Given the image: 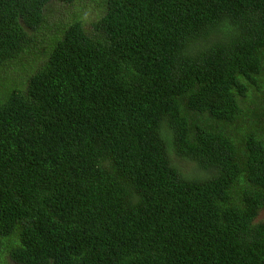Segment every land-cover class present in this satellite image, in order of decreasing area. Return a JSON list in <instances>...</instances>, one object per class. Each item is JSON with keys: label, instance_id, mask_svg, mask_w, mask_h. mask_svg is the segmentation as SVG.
I'll return each mask as SVG.
<instances>
[{"label": "trees", "instance_id": "obj_1", "mask_svg": "<svg viewBox=\"0 0 264 264\" xmlns=\"http://www.w3.org/2000/svg\"><path fill=\"white\" fill-rule=\"evenodd\" d=\"M49 1L0 0V68ZM57 33L0 98V257L264 264V0H105Z\"/></svg>", "mask_w": 264, "mask_h": 264}, {"label": "rangeland", "instance_id": "obj_2", "mask_svg": "<svg viewBox=\"0 0 264 264\" xmlns=\"http://www.w3.org/2000/svg\"><path fill=\"white\" fill-rule=\"evenodd\" d=\"M104 11L105 0H74L72 3L50 0L43 9L44 20L42 25L37 32L33 33L34 44L32 43L19 59L7 62L0 68V98L2 99L6 90L14 86L23 88L28 77L45 63L48 54L41 60L40 64H34L40 56L37 54V50L45 48L50 39L53 38L52 36L58 32L57 40L60 39L64 29L74 21H80L84 28H88L89 24L93 20H97ZM258 96L259 93L254 94V97ZM169 157L172 164L185 177H204L206 175V172L197 168L194 163L177 157L172 151H169ZM262 220H264V210L260 212L256 222ZM0 264L15 263L4 254L0 257Z\"/></svg>", "mask_w": 264, "mask_h": 264}]
</instances>
